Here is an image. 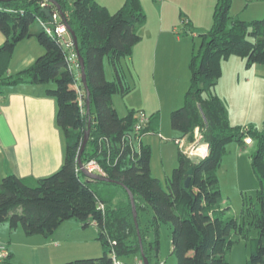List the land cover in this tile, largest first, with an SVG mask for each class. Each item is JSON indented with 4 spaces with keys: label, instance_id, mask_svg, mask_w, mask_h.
Masks as SVG:
<instances>
[{
    "label": "trees",
    "instance_id": "obj_1",
    "mask_svg": "<svg viewBox=\"0 0 264 264\" xmlns=\"http://www.w3.org/2000/svg\"><path fill=\"white\" fill-rule=\"evenodd\" d=\"M231 3L232 0H216L212 26L201 35L198 52L190 59V83L183 105L170 113L171 129L188 141L197 129L199 142L208 145L207 155L191 159L179 149L177 167L163 188L160 180L151 175L150 146L140 143L134 150L124 140L133 130L136 112L131 110L120 117L112 101L114 95L126 96L132 90L124 83L119 62L130 56L141 41L138 31L145 24V14L140 0H124L113 14L96 0H0V33L4 37L0 46V90L19 84L52 85L46 94L56 101V124L65 141L62 166L52 175L38 179L8 175L1 179L0 225L8 223L10 231L20 227L27 236L49 237L68 220H76L82 228L93 224L98 230L102 256L62 264H114L113 256L118 259L139 253L126 192L129 190L136 209L138 198L151 209V226L171 224V246L177 264H228L226 253L234 244L233 236L247 239L251 229L257 235L250 239L247 264H264V132L231 126L224 103L213 93L221 76V64L231 56L245 60L246 68L264 65V18L252 22L235 20L229 14ZM44 9L53 21L46 18ZM60 24L72 44L70 32L77 39L89 92L88 112L79 63L76 70L70 69L63 42L44 29ZM32 37L43 48V54L30 67L6 75L17 44ZM105 58L112 67L113 81L105 78ZM148 119L140 133L142 138L159 135L158 113L148 115ZM88 125L81 162L95 159L105 174L102 178L109 181L88 179L77 166ZM253 136L258 142L251 156L259 184L255 200L241 211V222L222 221L225 210L219 206L221 194L215 172L227 144L244 146L247 138L253 142ZM120 190L124 202L111 206ZM139 237L149 264L141 230Z\"/></svg>",
    "mask_w": 264,
    "mask_h": 264
},
{
    "label": "rangeland",
    "instance_id": "obj_2",
    "mask_svg": "<svg viewBox=\"0 0 264 264\" xmlns=\"http://www.w3.org/2000/svg\"><path fill=\"white\" fill-rule=\"evenodd\" d=\"M96 1L106 6L111 14L115 13L124 2V0ZM215 2L216 0H140L145 14V24L138 32L140 36H143V42L158 40V48H166L165 57L168 60L170 82L167 84L162 98H160L161 101L157 102L156 97H154L155 100L151 99L153 102L160 103L157 106L159 107L157 113L160 134L144 138L145 141H148L145 143L150 145L152 149L151 175L160 180L163 188L166 187L167 177L177 167V152L179 150L175 141L172 140V132L174 131L170 127V113L183 105L184 96L190 83V59L192 55H196L198 52L202 41L201 35L206 34L212 26ZM229 14L233 19L244 22L261 20L264 18V0H232ZM66 36L70 38L68 34ZM32 38L35 40L34 42H37L34 37ZM232 58L229 60L241 62L242 70L240 72L231 70V73H227L225 67L224 75L218 80L213 93H216L224 103L231 126L263 133L264 65H254L245 71V60L238 57ZM11 60L12 57L10 62ZM10 62L8 67L11 65ZM224 62L227 63V61ZM224 62L223 64H225ZM228 62L226 66H230L233 61ZM104 69L106 80L113 81L112 67L107 58L104 59ZM235 79L241 81L247 79V81L244 86L236 91L231 86L226 87V84ZM124 81L133 88L132 81L126 79ZM144 90V85L139 84L137 89H134L128 96L117 94L112 97L113 106L120 117L132 109L130 105H133L136 116H139V112L150 115L149 107L137 106L142 103ZM152 101H149L150 105L155 106ZM252 138L253 144L251 146H240L236 142L227 144L215 172L221 194L219 206L221 210H225L221 216L222 221L237 219L241 222V211L255 200L259 184L251 167V156L257 150L258 142L254 136ZM117 194L123 196L121 190ZM118 196L116 195V199ZM137 201V225L138 229L145 235L144 248L147 257H149V264H156L157 261H163L164 264H177V258L172 252L171 246V224L159 223L157 227L151 226L150 220L153 215L151 209L145 207L140 198ZM111 203V206L115 205V199ZM4 224L0 225V246L7 249L6 247L12 241L14 258L7 263V257L1 256L0 264H32L38 251L41 250L44 258H48L49 254H52L51 249L57 251L51 264H62L79 259H95L102 256L98 230L93 224L82 228V225L76 220L65 221V233H69L68 242L65 244L63 240H55L46 250L38 245V240H42L41 236H27L20 227L17 231H10L8 223ZM256 235V230L251 229L247 239H237L233 236L234 244L226 253L227 263L247 264L250 257V239ZM60 242L64 245L61 249H56V245ZM118 259L123 264H133L141 257L140 253H137Z\"/></svg>",
    "mask_w": 264,
    "mask_h": 264
},
{
    "label": "crops",
    "instance_id": "obj_3",
    "mask_svg": "<svg viewBox=\"0 0 264 264\" xmlns=\"http://www.w3.org/2000/svg\"><path fill=\"white\" fill-rule=\"evenodd\" d=\"M142 37L141 35V41L133 48L131 55L121 58L119 65L124 80L132 81L131 84L133 88L130 93L134 89L136 90L139 84L144 85L145 93L142 94V103L137 106L142 108L149 107V110H151L150 114H153L158 112L157 110L159 107L157 106H159L160 103L157 102L161 101L160 98H162L161 96L164 94L163 92L170 82L167 65L168 60L165 57L166 48L161 47L159 49L157 44L158 40L154 39L153 42H143L144 39ZM3 41L4 37L0 34V46L3 44ZM34 41L33 38H29L17 44L10 62L11 65L7 67L6 75L14 74L30 67L36 58L43 54V48ZM232 57L236 56H231L227 60H224L227 61V63L223 61L225 64L222 62L220 78L224 75L225 67L227 73L231 70L239 72L242 70L243 66L241 62L229 60L233 59ZM228 61H233L230 66H226L229 63ZM247 69L249 68H246L244 65V70L246 71ZM246 81L247 79L243 81L240 79L231 80V82L226 84V87L231 86L233 90L236 91L238 88L244 86ZM217 84L218 81L216 85ZM50 87H52V85L19 84L12 87L1 88L0 181L3 177L8 175H14L22 179L43 178L52 175L62 166L65 156V141L60 128L56 124V101L46 94L47 88ZM154 97H156L157 102L151 100H155ZM149 101L155 103V106L150 105ZM130 106L132 108L130 110L135 111L134 107H132L133 105ZM130 110H128L127 113ZM159 128L160 125L158 124V129ZM147 136L150 135H146L142 138V143L146 145L148 144L145 142L148 141H145L146 139L144 138ZM178 138H182V136L175 131L172 132V140ZM252 144L253 142L246 146H251ZM124 200V194L123 196L119 194L118 198L115 199V203H122ZM65 231L66 228L64 223H62L51 236H41L42 240H38V245L44 248L43 250H46L50 248L51 243L55 242V240H63L66 244L68 242L67 238L69 233H65ZM63 245L64 244H61V242L58 243L56 249H61ZM6 248L9 255V258L7 256L8 263L14 258L12 241H10V244ZM51 250L52 254L50 253L48 258H44L45 256L41 250L40 252L38 251L32 264H51L52 259H54L56 255L55 253H57L56 250Z\"/></svg>",
    "mask_w": 264,
    "mask_h": 264
},
{
    "label": "built area",
    "instance_id": "obj_4",
    "mask_svg": "<svg viewBox=\"0 0 264 264\" xmlns=\"http://www.w3.org/2000/svg\"><path fill=\"white\" fill-rule=\"evenodd\" d=\"M45 31L49 35L56 36L63 42V45L65 46L67 50V56L66 60L68 62L69 68L76 70L78 68V59L77 55L74 51L73 44L70 40V38H67V33L65 30V27L60 24L57 25L55 28L51 29L48 27H44ZM1 99V95H0ZM148 115H145L143 112H139V116H136L135 125L133 127V130L124 137V140L128 143L130 148L134 150H138L140 143H142V137L140 136L142 128L147 124L148 122ZM193 139L191 141H188L185 137L175 139V143L177 144L178 148L188 157L191 159H202L207 155L208 152V145L204 143L199 142V133L196 129L194 131ZM252 141L247 138L245 139V144L249 145ZM83 168L94 175L104 177V172L100 164L95 160L91 159L88 160L83 164ZM102 208V207H101ZM1 256L3 258L8 256L7 249H4V247L0 246V259ZM113 263L114 264H123L119 261L116 257L113 256ZM133 264H143L141 259L136 260ZM156 264H164L163 261H157Z\"/></svg>",
    "mask_w": 264,
    "mask_h": 264
},
{
    "label": "water",
    "instance_id": "obj_5",
    "mask_svg": "<svg viewBox=\"0 0 264 264\" xmlns=\"http://www.w3.org/2000/svg\"><path fill=\"white\" fill-rule=\"evenodd\" d=\"M43 13L44 15L46 16V18H48L49 21H53V17L50 16V13L48 10L44 9L43 10ZM71 35H72V38H73V44H74V48H75V51H76V54H77V58H78V63L80 65V80H81V83L84 87V90L86 92V110L88 112L89 110V106H90V101H89V92H88V88H87V83H86V78H85V73H84V68H83V61H82V58L79 56V53L77 51V39L76 37L73 35L72 32H70ZM89 126L87 127V130L86 132L84 133V137H83V141H82V144L80 146V150H79V153H78V156H77V166L79 168V170L81 171V173L88 179H94V180H101V181H109L107 179H104L102 177H99L97 175H94V174H91L89 172H87L84 168H83V164L81 162V155L85 149V146L87 144V141H88V136H89ZM188 174L190 175L191 174V170L188 172ZM188 181L189 179L186 180V185L188 184ZM127 192V195H128V199L130 201V205H131V209H132V215H133V220H134V224H135V227L137 229V234H138V240H139V253H140V257H141V260L143 262V264H148V261L146 259V257L144 256V251H143V247H142V243L140 241V237H139V230H138V225H137V213H136V208H135V202H134V198H133V194L129 191V190H126Z\"/></svg>",
    "mask_w": 264,
    "mask_h": 264
}]
</instances>
